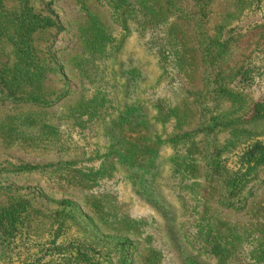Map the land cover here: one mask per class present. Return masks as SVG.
I'll return each mask as SVG.
<instances>
[{"label":"rangeland","instance_id":"obj_1","mask_svg":"<svg viewBox=\"0 0 264 264\" xmlns=\"http://www.w3.org/2000/svg\"><path fill=\"white\" fill-rule=\"evenodd\" d=\"M260 102L264 0H0V264H264Z\"/></svg>","mask_w":264,"mask_h":264},{"label":"trees","instance_id":"obj_2","mask_svg":"<svg viewBox=\"0 0 264 264\" xmlns=\"http://www.w3.org/2000/svg\"><path fill=\"white\" fill-rule=\"evenodd\" d=\"M223 94L234 100L235 97L229 91H222ZM264 110L263 104L256 103L253 110V118H258ZM246 163L259 165L264 163V143L256 142L243 156ZM235 182H238L236 180ZM27 210V205L23 203L0 207V241L9 243V239L13 237L15 225L20 220L21 215ZM71 253V258L60 264H96L92 261L91 247L85 244H77ZM120 264H125L121 261Z\"/></svg>","mask_w":264,"mask_h":264}]
</instances>
